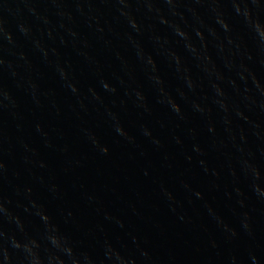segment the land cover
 Wrapping results in <instances>:
<instances>
[{"label": "water", "instance_id": "95a60500", "mask_svg": "<svg viewBox=\"0 0 264 264\" xmlns=\"http://www.w3.org/2000/svg\"><path fill=\"white\" fill-rule=\"evenodd\" d=\"M198 10L205 23L220 33L207 10L204 8ZM103 11L104 21H107L111 31L102 21L104 32L100 39L101 34L94 31L95 25L93 29H89L84 20L77 17L74 30L78 32L79 39L75 47L72 38L58 27L49 39L48 29L33 21L31 17H27V21L32 27V37L21 36L15 31L14 24L11 26L16 47L9 50L5 46L4 51L0 52V58L6 61V65L0 68V87L9 90L16 98L18 112L22 117L20 122L24 141L37 153L33 159L43 162L46 167L23 164L21 157L25 153L14 146L12 158H5L10 171L6 179H0V196L10 200L12 211L26 223L31 224L32 217L23 211L24 207H28L27 200L16 197L13 191L14 187L30 186L33 198L45 204L49 214L60 222L62 229L73 234L86 247H95L98 241L109 239L113 243H121L132 249L134 245L131 237L135 236L138 241L146 239L155 254L161 257H166L167 253L171 252L178 258L192 259L195 264H203L208 258H211L213 264H223L228 249L236 248L242 251L247 246L249 241L244 237L232 244L225 243L221 232L210 221L204 207L205 204L212 207L239 231L233 213L241 211L236 205L237 199L247 197L244 210L250 212L257 235L260 241L264 242V205L258 203L247 182L240 175V154L235 151L228 133L224 131L223 113L211 102L213 97L207 74L184 49L183 42L179 41L169 28L147 15L143 8H137L133 4V15L137 22L143 25L139 35L123 20L114 21L112 17L115 13L111 9ZM223 11L233 28V34L243 38V29L232 16L231 9L226 3ZM183 15L190 25L192 19L189 14L183 11ZM50 19L52 25H56V18ZM176 22L180 23L179 20ZM150 33L168 40L167 47L181 58L182 67L188 70V74L197 85L194 91H188L175 72L174 66L159 54V50L149 39ZM129 37L139 43L146 53L152 55L157 74L164 81L166 91L180 104L184 120L177 119L167 108L155 103V88L146 78ZM33 38L40 39L49 50L47 60L34 49ZM81 41H86L88 47L84 48ZM105 41L109 42L107 46ZM246 43L253 59L252 61L245 59V63L256 74L261 84H264V66L258 62L251 43L247 41ZM51 49H55L56 55H52ZM10 51L22 52L30 68L26 69L23 61L10 54ZM80 52L94 58L96 64L89 65L84 57L78 54ZM208 54L217 70L224 75L225 81L234 80L241 90L245 86L251 88L250 84L245 85L241 82L234 72L224 68L223 61L212 44H209ZM57 61L69 66L72 77L81 90V98L87 95L88 87H96L103 104L85 101L87 111H81L77 98L59 81L54 68ZM9 63L12 65L11 69L7 67ZM12 71L16 72L15 78L11 75ZM101 77L117 86L115 95L99 89L97 80ZM117 78L124 82L123 86L117 82ZM28 79L37 85L39 107L25 91V81ZM221 86L233 102H238L230 86L226 83ZM133 89L142 91L149 108L148 112L136 108L130 95H126ZM178 91L184 92L186 99H180ZM193 101L208 108L206 117L193 111L191 107ZM105 109L118 115L122 126L135 138L138 147L127 144L113 133L107 122ZM241 110L250 120L261 124L259 131L264 134V116H259L256 110L248 111L243 106ZM2 119L7 124L8 134L13 138L18 135L7 113L3 114ZM230 119L232 133L237 136L236 143L239 144V132L243 130L248 141L243 146L246 153L251 152L253 162L264 169V156L261 155V152H264V143L252 135L253 130L243 120L237 119L231 113ZM209 121L216 129L215 136L207 131ZM37 123L42 131L48 134V142L52 147H45L44 139L35 131ZM141 125L147 127L153 137L161 141L162 149L157 150L140 135ZM81 128L91 130L108 146L107 156L100 157L90 151L82 138ZM189 129L194 135L189 133ZM173 136L181 140L180 145L174 142ZM221 141L224 143L223 147H220ZM65 146L68 148L67 153L60 151ZM194 146L198 147L203 155L193 151ZM141 151L144 153L143 156L139 154ZM72 157L77 159L83 157L82 166L65 171L68 167L66 160ZM200 161H204L207 173L201 167ZM230 169L236 173L235 179L230 174ZM13 170L18 173L17 176L11 174ZM145 172L148 173L147 176L144 175ZM50 182L57 186L58 198L54 199L47 191ZM161 183L180 202L178 215L184 216L185 221L190 220V224L182 222L177 215L169 212L159 195ZM182 183L187 184L192 192H199L202 199H196L191 192L182 187ZM234 188H239L241 197L236 196ZM86 194L94 195L95 201L89 203L85 198ZM105 214L114 219H105ZM65 220L68 222L64 223ZM116 220H119L123 227H120ZM157 224L162 230H157L155 227ZM200 226L207 229V232L201 231ZM4 227L7 228L8 225L5 224ZM209 237L216 241L217 249L213 250L207 246ZM197 248L200 249L199 252L196 251Z\"/></svg>", "mask_w": 264, "mask_h": 264}, {"label": "clouds", "instance_id": "9594fccd", "mask_svg": "<svg viewBox=\"0 0 264 264\" xmlns=\"http://www.w3.org/2000/svg\"><path fill=\"white\" fill-rule=\"evenodd\" d=\"M225 3L230 7L232 16L243 29V38L238 34H233V28L223 11ZM133 4L137 8H143L144 12L154 18L157 23L169 28L172 34L183 42L184 49L207 74L213 97L211 102L218 108L219 112L223 113L224 131L228 133V138L235 151L240 154V175L247 182L249 190L258 203L264 205V169L253 162L251 152L246 153L243 146L248 141L243 130L239 132V144L236 143L237 136L232 133V120L230 119L231 113L237 119L243 120L253 130L252 135L258 141L264 143V134L259 131L261 124L250 120L241 110V106H243L248 111L256 110L259 116H264V84H261L256 74L245 63V59L247 61L253 59V56L249 54L247 41L251 43L255 50L260 65L264 66V0H0V52L4 51L5 46L9 50L16 47L11 31L13 24L15 31L21 36L32 37V27L29 25L27 17H31L33 21L44 25L48 29L47 36L49 39L52 38L57 27L63 30L67 36L72 38L74 47L79 39L78 32L74 30L77 17L82 18L89 29H93V25H95L94 31L101 34L100 39H102L104 26H107L108 30L111 31L107 21H104L105 13L103 9H111L115 13L112 17L114 21L123 20L129 28L139 35L143 30V25L139 24L133 15ZM200 8L207 10L212 22L223 35L218 33L216 28L205 23L198 10ZM182 9L191 17L192 23L190 25L185 21ZM50 17L56 18V25H52ZM177 20L180 23H177ZM102 21H104V26H101ZM149 39L159 50V54L168 59L174 66L175 72L184 82L188 91H194L197 85L188 74V70L182 67L181 58L167 47L168 40L155 33H150ZM60 40L61 43L64 42L63 37ZM129 42L136 51L137 59L143 67L146 78L155 88V103L167 108L177 119L184 120L185 117L180 104L166 91L164 81L157 74L152 55L146 53L139 43L133 41L131 37H129ZM32 43L34 49L47 60L49 50L45 48L42 41L33 38ZM104 43L107 46L109 42L105 41ZM81 44L84 48L88 47L86 41H81ZM209 44H212L216 53L222 59L224 68L229 72H234L241 82L245 85L250 84L251 88L245 86L241 90L234 80L228 79L225 81L224 75L217 70L208 54ZM50 51L52 55H56L55 49ZM10 54L16 55L20 61H23V66L26 69L30 68L29 62L22 52L10 51ZM78 54L83 56L89 65L96 64L94 58L88 56L87 53L80 52ZM117 58L119 59L118 54ZM5 65L6 61L0 58V68ZM7 67L11 69L12 65L9 63ZM54 68L61 85L77 98V104L81 111H87L85 101L87 103L103 104V99L97 92L96 87H88L87 95L81 98V90L66 63L62 65L57 61ZM11 75L15 78L16 72L12 71ZM117 82L123 86V81L117 78ZM225 83L232 88L238 102H233L227 95L224 87L221 86ZM25 84L26 93L30 95L32 102L39 107L37 85L31 79L26 80ZM97 86L104 93L110 95L117 93V86L103 77L97 80ZM126 95H130L136 108L144 112L149 111L142 91L133 89L130 94L126 93ZM178 96L182 100L186 99L185 93L182 91H178ZM53 106H55L54 102ZM191 107L194 112L202 117L208 115V108L200 103L193 101ZM4 113H7L18 133L14 138L8 134L7 124L2 119ZM105 115L111 130L117 137L129 145L137 146L135 138L128 134L115 112L105 109ZM20 121H22V117L18 112L16 98L9 90L0 87V179H6L10 171L5 158H12L14 146L22 149L25 153L21 157L23 164H38L40 168L46 167L43 162L33 159L37 156V153L25 143ZM35 131L44 139L45 147H52L48 142V134L42 131L38 123L35 125ZM139 131L140 135L146 138L157 150L163 148L161 141L153 137L152 132L147 127L141 125ZM188 131L194 135L191 129ZM207 131L213 136L216 134V129L210 121ZM80 132L91 152L100 157L108 155V146L91 130L81 128ZM172 139L177 145L181 144L178 137L173 136ZM223 146L224 143L221 141L220 147ZM60 151L67 153V146L60 149ZM193 151L203 155L198 147L194 146ZM139 154L144 155L142 151ZM261 155L264 156V152H261ZM83 159V157L80 159L72 157L66 160L68 167L65 168V171H69L73 167H81ZM186 159L190 158L186 157ZM165 160H167L166 156ZM200 165L207 173L208 169L204 166V161H200ZM11 174L13 176L18 175L14 170ZM147 174V172L144 173L145 176ZM230 174L235 179L236 173L231 169ZM40 182L43 183L42 180ZM81 187L83 186L81 185ZM182 187L191 192L196 199H202L201 194L192 192L187 184L182 183ZM13 191L16 197L27 200L28 207H24L23 211L32 217L33 222L31 224L26 223L12 211L11 201L0 196V264H195L194 260L178 258L171 252H168L166 257H161L155 254L146 239L138 241L135 236L131 237L134 245L132 249L121 243H113L109 239L98 241L95 247H86L73 234L62 229L60 222L49 214L45 204L33 198V190L30 186L14 187ZM47 191L52 194L54 199L58 198V188L54 183L50 182L47 185ZM233 191L237 197L242 196L239 188H234ZM159 195L169 212L177 215V218L182 222L191 223L190 220L185 221L184 216L178 215L181 204L163 183L159 185ZM85 198L89 203L95 201L94 195L86 194ZM246 199L247 197L237 199L236 205L241 211L238 213L234 211L233 213L236 216L239 231L227 223L212 207L207 204L204 205L210 221L221 232L225 243L232 244L242 237L247 238L249 241L242 251L236 248L228 249L223 264H264V242H261L257 235L250 212L244 210ZM68 215L70 217L71 213ZM105 219L114 218L105 214ZM67 222V220L64 221V223ZM115 222L123 227L119 220ZM5 224L8 225L7 228L4 227ZM155 227L158 231L162 230L158 224ZM200 230L207 232V229L203 226H200ZM207 246L213 250L217 249V243L211 237L207 241ZM196 251L199 252L200 249L197 248ZM203 264H213V261L208 258Z\"/></svg>", "mask_w": 264, "mask_h": 264}]
</instances>
